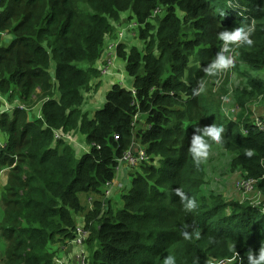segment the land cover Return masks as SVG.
<instances>
[{
  "label": "trees",
  "instance_id": "obj_1",
  "mask_svg": "<svg viewBox=\"0 0 264 264\" xmlns=\"http://www.w3.org/2000/svg\"><path fill=\"white\" fill-rule=\"evenodd\" d=\"M230 2L234 0H0V39L3 33L14 35L8 47L0 46L1 91L13 87V96L27 103L36 89L50 90L43 95L48 99L43 119L28 121L21 109L0 115V130L7 135L0 167L10 164L0 226L10 244L5 264H54L49 247L75 238L78 216L85 212L82 194L100 195L96 226L87 219L90 264H163L168 255L176 264H247L249 252L259 251L264 214L226 203L214 193L206 199L205 158L197 162L188 151L196 128L222 125L223 143L209 140V152L219 145L232 154V168L245 176L240 181L252 179L264 196V133L250 121L244 123L245 134L234 122L223 123L220 103L200 90L210 75L189 67L196 53L201 64L216 56L223 47L221 31L246 25L252 29V44L236 49V68H243L241 74L248 78L236 96L264 95V0H239L245 11ZM162 8L167 13L149 48L128 59L136 94L115 85L93 118L82 114L83 92L97 77L105 39L113 33L109 19L132 12L140 25H148ZM177 8L184 13L185 27ZM149 33L148 28L144 39ZM187 72L189 86L183 82ZM173 91L178 96L168 95ZM186 92L184 100L180 94ZM139 114L146 117L136 134ZM56 131L65 138L78 132L86 138V152L79 157L80 147L76 151L64 139L56 140ZM136 138L148 160L134 173L123 207L104 215V187L115 179L118 159ZM156 158L161 167L147 165ZM177 188L196 200L195 209L184 208Z\"/></svg>",
  "mask_w": 264,
  "mask_h": 264
},
{
  "label": "rangeland",
  "instance_id": "obj_2",
  "mask_svg": "<svg viewBox=\"0 0 264 264\" xmlns=\"http://www.w3.org/2000/svg\"><path fill=\"white\" fill-rule=\"evenodd\" d=\"M230 5L231 6L234 5L233 8L240 7L241 11H245V9L241 8L239 0H234L233 3L230 2ZM175 10L177 17L182 20L183 27H185L186 24L185 21L183 20L184 13L181 12L178 8ZM241 11H239V13H241ZM83 13H91V12H87L84 9ZM166 13H167L166 8H162L160 11H158V13H156L155 11L154 13L155 16L151 18L148 25H140L134 19V15L132 14V12H127L122 16L119 15L118 19H109V22L114 27L113 33L107 36L105 39L106 41H105L103 57L97 62V63L100 62L101 65L99 67L98 66L95 67L98 73L97 77L95 76L92 78L89 88L83 92V102L80 108L82 114H86L88 118H93L95 113L103 109L104 104L106 103V97L109 91L105 92L104 90L112 89L113 86H115V85L111 86L110 82H106L105 75L100 71V68L104 66L105 61L107 59H109L112 64L110 65L107 73H109L110 76L112 75L119 76V74H122L123 77L126 78L127 80H131V81L133 80V87H134V79L130 77L127 72L128 59L137 51L141 54L145 53V50L149 48V45L152 43V40H154V38L156 37L157 29L159 28V21H161L165 17ZM148 28L150 29L149 37L147 39H144L143 34L147 32ZM2 35H3L1 37L2 40L0 39V46L8 47L11 38H13L14 35L10 33L9 35L11 38L6 36V33H3ZM44 46L50 51L51 48L47 44H44ZM238 47L239 46H232V45L229 46L230 50L226 55L230 56L233 62L226 69L214 70L210 74L209 72L206 71V68L215 59V57L211 59H208L206 57L205 62L201 64L197 62L198 60L197 53L192 56L191 58L192 62L190 64L191 66L189 67L192 68V70H195L196 72L200 71V73L202 75H206V77L207 75H210L211 79L210 80L207 79L208 80L207 83L205 84L203 83L202 85L200 84V90L204 92L207 95V97H209V99L213 101V103H216V101L220 103V112L218 113V117L220 118L221 121H223V123L234 122L236 125H238L240 132L245 134V130L243 128L245 122L250 121L256 123L257 119L264 122V95H258L253 98L250 97L243 98L244 96L242 95L236 96V90L239 87L243 86L244 81H246V79L248 78V75L244 76L241 74L243 68H241L239 71L236 68L237 64L239 63L238 61L239 58L236 54V49ZM155 53L157 54L158 52L156 51ZM107 55L108 58L105 60L104 58H106ZM115 63H117V66H115ZM118 65L120 66V68H118ZM53 67H55V65H53ZM188 75L189 72L186 73L183 79V82L186 86H189L190 84L188 82ZM251 75L254 76V74ZM262 78L263 79H261V81L264 82V74H262ZM1 82H2V77H0V83ZM116 85L121 86L120 84H116ZM224 88L227 89L226 91L227 95L223 97L222 92L224 91L223 90ZM11 90H13V87H9V86H6L4 91H1L0 89V112L6 105L9 106V109H11L13 105L18 104L21 110H25L27 112L28 121L33 122L34 120L43 119L41 112L38 115L34 114L33 112L35 109L37 110L38 106L43 107L44 102L48 100L44 98L43 95L45 93H50V90L45 91L44 89L41 88L38 90L36 89L37 91L35 95L32 96V99L27 103L20 102L17 99V97L13 96ZM173 92H175L176 94ZM173 92L168 93V95H171L173 97L178 96V91H173ZM180 95L184 98V100L188 98L187 92L186 94L183 93ZM236 99L238 101L243 99L242 104L236 102ZM170 107L172 110H176L178 109V104ZM145 117H142V115L139 114L136 121L134 120L136 134L141 129V122L145 123L144 121ZM167 117H169V119L172 120L177 119L174 116H167ZM72 135L73 136L66 137L63 141L67 142L69 145H72L76 149V151L78 145L80 146L79 142H82L84 149L80 151L79 148V151H77L79 157H81L80 155H83L86 152V148H85V145H87L86 138L81 136L78 132H74L72 133ZM136 140L137 138L135 139V141ZM0 142L7 144V135L1 130H0ZM17 162H18V158H14L13 163L16 164ZM204 162H205V170H207V175L204 178V185L202 186V189L205 192H207V194L205 193L206 199L210 198L211 196L213 197V194L211 193H214L216 196L219 195L222 199H224L226 203L234 202V204L248 205L250 207L257 208L260 211L264 212L263 194L260 191H258L257 188H254L252 191L246 192L243 190L242 185H240L243 181L247 179L240 181L242 178L245 177L244 174L232 168V154L222 150L219 145H215L212 148V150L209 152L207 157L205 158ZM147 165H154L155 167L158 166L161 167L159 158H156V160L153 162H150L149 160ZM8 166H10V164H6L4 166H1L0 168H2L1 170L10 169V167ZM138 169L139 167L136 169L123 167L121 169L120 177H118V182L120 185H122L120 190H117L114 196H112L108 200L103 199V196H101L100 198L102 204L103 201H106L105 207H101L102 214L105 215V213L108 212L109 209H111V211L114 212L119 208L123 207L122 197L131 190L133 176L135 172L140 171ZM99 197L100 195L97 194L86 195L81 197L82 206L85 212L83 215L78 216L79 225L82 224V226H84L85 224V228L86 230L89 231V233H90V229H88L87 227L88 224L90 223L87 222V219L93 221V225L99 219L96 218V212H95V210L98 209L96 208L95 201ZM227 212L231 213V210L228 209ZM58 244L59 246L65 245V247H67L68 241L65 244L63 243H58ZM86 251H87V264H90L91 251H90V246H88V243L86 246ZM52 252L54 255V264H57L59 262V258L56 257L58 251L57 252L52 251ZM230 263L232 264V261H225L214 264H230Z\"/></svg>",
  "mask_w": 264,
  "mask_h": 264
},
{
  "label": "clouds",
  "instance_id": "obj_3",
  "mask_svg": "<svg viewBox=\"0 0 264 264\" xmlns=\"http://www.w3.org/2000/svg\"><path fill=\"white\" fill-rule=\"evenodd\" d=\"M251 32L252 29L246 25L235 27L232 30L221 31L218 35L219 39L223 42V47L217 51L215 59L207 66L206 71L211 74L214 70L228 68L233 62L232 58L226 55L230 50L229 46L251 45ZM132 92H134V90ZM15 107V109H17L18 105ZM5 109L6 107L2 110L5 112ZM5 113L8 112L6 111ZM224 133V127L222 125H217L216 123L204 128H196L195 134L191 137L188 148V151L191 153L193 159L198 162L201 159L206 158L211 147L208 141L212 140L217 144H221L223 143ZM247 155L251 156V151L247 152ZM175 193L178 197H180L181 203L186 210L192 211L197 207L196 200L189 197L180 188L175 189ZM188 235L189 234L187 232H184V236L186 238ZM237 256H239V254H237ZM163 264H176V259L174 256L168 255L164 257ZM247 264H264V245H262L256 253L251 251L249 252L247 256Z\"/></svg>",
  "mask_w": 264,
  "mask_h": 264
},
{
  "label": "built area",
  "instance_id": "obj_4",
  "mask_svg": "<svg viewBox=\"0 0 264 264\" xmlns=\"http://www.w3.org/2000/svg\"><path fill=\"white\" fill-rule=\"evenodd\" d=\"M156 13H158V11H156ZM111 61L109 59H107L105 61L104 66H102L101 68V72L103 74H106L109 70ZM134 94H136V92H133ZM15 106H13L11 109H5V112H13L15 110ZM19 108V106H18ZM3 110H1L0 115L5 113ZM137 115L135 117V121L137 119ZM254 126L260 130V132L264 133V122L260 121L259 119H257L256 123H254ZM149 129H151V126H148ZM56 140H63L65 139V136L61 133V132H57L56 131ZM138 141H135L131 147L124 153V155L122 156V158L118 159L117 161V168H116V176L115 179L112 180L111 182H108L106 184V186L104 187L103 190V199L108 200L109 198H111L115 192L117 190H120V188L122 187V185L119 184L118 182V177H120V171L123 167H129V168H133L136 169L138 167H140V165L148 160V155L146 154V150L143 146H141V144H138ZM7 146V144H4L2 142H0V148L1 149H5ZM240 185H242V188L244 191L249 192L252 191L255 187V182L252 179L249 180H245L243 181ZM105 202L103 201V207H105ZM262 212V211H261ZM264 214V212H262ZM88 228V227H87ZM89 229V228H88ZM91 233V231H90ZM89 233L88 230H86L85 228V224L84 226L79 225V222L76 226V233H75V238L71 241H68V245L69 246H77L78 247V252L77 254L74 256V258L72 259L73 263L72 264H87V251H86V246H87V242L90 238L89 235H91ZM233 262V260H230ZM225 262V261H224ZM69 264V263H68ZM71 264V263H70Z\"/></svg>",
  "mask_w": 264,
  "mask_h": 264
},
{
  "label": "crops",
  "instance_id": "obj_5",
  "mask_svg": "<svg viewBox=\"0 0 264 264\" xmlns=\"http://www.w3.org/2000/svg\"><path fill=\"white\" fill-rule=\"evenodd\" d=\"M107 58H108V55L104 59L106 60ZM97 64L98 65H96V67L97 66L99 67L101 65L100 62ZM115 66H117V63H115ZM101 68H100V70H101ZM118 68H120L119 65H118ZM104 75L106 77V82H110L111 86L116 85V84H120L124 89L130 90V91L134 90L133 89V80L132 81L127 80L126 78L123 77L122 74H119V76H115V75L110 76L109 73H106ZM110 90L111 89L104 90V91L108 92ZM17 105L18 104L13 105V106H17ZM5 107H6V110L9 108L8 105H6ZM41 109H42V106H38L37 110L35 109L33 113L38 115V114H40ZM36 111H37V113H36ZM8 113H11V112H8ZM78 142H79V140H78ZM79 143H80V146L78 145V147H80L83 150L84 149V146L82 145L83 143L82 142H79ZM9 174H10V169H3L0 171V226H1L3 219H4V216H5V205H4L2 196H3V190L8 184ZM6 177H7V179H6ZM83 196H86V195H82L81 197H83ZM78 222H79V219H77V224H78ZM9 247H10V244L6 240V238L4 237V233L0 227V264H5V259H6ZM49 250H50V252H52V251L57 252L58 251L56 257L59 258V262L57 264H68L70 261H71L70 263L72 264L73 263L72 259L74 258V256L79 251L78 247L75 245L74 246L67 245V247H65V245L59 246V244L49 247Z\"/></svg>",
  "mask_w": 264,
  "mask_h": 264
}]
</instances>
